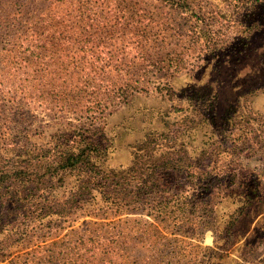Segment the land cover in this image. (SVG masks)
Listing matches in <instances>:
<instances>
[{
    "label": "rangeland",
    "instance_id": "rangeland-1",
    "mask_svg": "<svg viewBox=\"0 0 264 264\" xmlns=\"http://www.w3.org/2000/svg\"><path fill=\"white\" fill-rule=\"evenodd\" d=\"M170 2L73 0L67 20L52 0L53 27L0 0V173L61 137L108 168L151 142L183 163L24 221L0 264H264V0Z\"/></svg>",
    "mask_w": 264,
    "mask_h": 264
},
{
    "label": "trees",
    "instance_id": "trees-1",
    "mask_svg": "<svg viewBox=\"0 0 264 264\" xmlns=\"http://www.w3.org/2000/svg\"><path fill=\"white\" fill-rule=\"evenodd\" d=\"M12 1L22 5L25 3L26 6L33 4V8L38 6L33 14L38 12L45 15L50 20V26L56 27L60 24L57 20V12H55L56 8L51 5L52 0ZM37 1H40L41 5L36 4ZM56 1L60 2L57 7H60L64 18L67 19L73 0ZM170 1L172 5L179 8V11L184 10L185 0ZM44 2H48V4L44 5ZM26 6V10L29 12L32 8ZM38 28V21L30 19L29 29L36 32ZM63 50L66 49L63 48ZM140 88L136 83H126L122 97L119 96L124 99L128 93ZM99 103L100 100H98ZM152 138H155V135L148 136L150 141ZM79 141H73V139L70 141L68 137L56 139L51 148L43 149L41 152L46 156H37L34 160L31 157H22V155L8 157L13 169L0 173V232H2L0 246L3 243H11L14 237L23 230L24 221L30 218L49 213L66 216L72 212L73 206L79 202H85L89 196H92L93 189L102 192L101 194L105 197L109 195L115 197L117 194H121L124 185L129 184L132 180L144 182L153 174L161 171L163 166L179 168L183 165V163L178 164V161L172 157L176 152L167 153L165 150L152 149L155 144L151 142L149 146L144 145L147 155L151 156L147 165H142L140 157H138L140 151L136 149L129 166L123 169L108 168L99 164L94 157L101 151L100 144L92 140L83 143ZM104 185L106 188H103ZM166 204L168 205L169 201L165 200L164 205ZM177 206H180L179 203ZM162 209L165 213L168 211L166 207H162ZM19 217L22 220L18 221ZM68 252L66 251L60 256L49 252L46 254L44 262L49 261L51 264H57V262L68 261L69 259L65 258L68 256ZM30 260L34 259L27 258L25 264H30ZM74 260L76 263L80 261L78 258H74Z\"/></svg>",
    "mask_w": 264,
    "mask_h": 264
}]
</instances>
